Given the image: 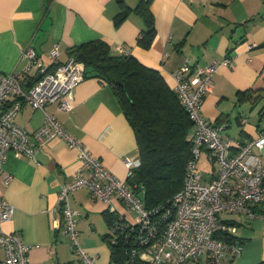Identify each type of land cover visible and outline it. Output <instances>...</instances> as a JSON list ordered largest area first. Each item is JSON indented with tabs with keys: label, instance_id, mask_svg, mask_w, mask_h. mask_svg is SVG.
I'll return each mask as SVG.
<instances>
[{
	"label": "crops",
	"instance_id": "1",
	"mask_svg": "<svg viewBox=\"0 0 264 264\" xmlns=\"http://www.w3.org/2000/svg\"><path fill=\"white\" fill-rule=\"evenodd\" d=\"M0 0V73L20 70L24 47L54 68L49 51L58 48V62H65L67 50L83 42L102 39L113 53L131 54L143 65L158 70L175 90L172 76L183 64L190 78L198 68L229 57L230 66L220 65L205 95L202 116L222 127L221 135L244 142L264 131V0H151L155 37L148 48L136 44L146 28L134 10L116 23L124 8L133 9L139 0ZM35 74L31 69L29 76ZM72 108L58 111L56 103L43 109L23 103L14 119L28 131L39 127L47 114L55 115L63 127L98 157L102 165L125 180L124 155H138L132 127L109 84L98 78H84L72 90ZM202 154V174L209 179L217 165ZM201 158L199 160V166ZM79 166L77 150L61 138L43 145L35 159L7 153L4 171L12 178L5 185L0 175V198L14 206L7 231L17 232L31 245L29 264H80L69 246L59 222L57 193ZM75 216L79 244L99 264H109L110 248L104 235L111 213L131 220L128 207L117 196L106 204L81 188L69 196ZM253 218L235 217V237L241 241L238 256L225 264H257L264 261V203ZM4 251L0 248V260ZM194 264H208L201 255Z\"/></svg>",
	"mask_w": 264,
	"mask_h": 264
},
{
	"label": "built area",
	"instance_id": "2",
	"mask_svg": "<svg viewBox=\"0 0 264 264\" xmlns=\"http://www.w3.org/2000/svg\"><path fill=\"white\" fill-rule=\"evenodd\" d=\"M56 45L49 51L54 68L40 61L32 47L21 51L25 65L20 70L0 73V175L7 185L12 175L4 171V162L9 151L17 157L35 159L39 149L55 138L77 150L79 166L74 175L60 185L57 193L59 222L65 232L72 252L80 264H97V255L89 254L78 242L75 216L77 209L70 206L69 196L85 188L92 198L109 204L117 196L137 213L134 221H125L121 215L110 227V240L125 226L127 246L132 255H138L146 264H187L197 261L201 255L208 264H225L226 257L241 253L242 244L235 237V217L248 219L258 215L256 207L264 203V131L239 142L222 136V127L205 119L201 107L210 91L213 75L220 65L230 66L229 57L214 60L198 68L190 78H185L187 64L173 71L175 90L189 118L193 122L191 157L185 168L182 188L173 196L171 207L162 212L159 220L147 210L138 196L127 184L106 169L99 158L90 154L74 135L66 131L61 121L47 114L43 123L32 131L15 121L14 117L23 103L43 109L48 103H56L58 111L72 108V90L84 79L82 62L69 57L58 62ZM31 69L35 74L29 76ZM206 152L207 160L217 165V173L204 178L199 170V160ZM122 162L127 177L138 167V155H124ZM14 206L0 198V248L4 258L0 264H29L28 253L32 248L15 231H7L5 223L11 220ZM160 218V217H159ZM219 233L233 236L232 240L216 237Z\"/></svg>",
	"mask_w": 264,
	"mask_h": 264
},
{
	"label": "trees",
	"instance_id": "3",
	"mask_svg": "<svg viewBox=\"0 0 264 264\" xmlns=\"http://www.w3.org/2000/svg\"><path fill=\"white\" fill-rule=\"evenodd\" d=\"M150 1L139 0L133 9L124 7L115 18L118 23L130 10L142 17L146 28L136 38V44L142 48L150 47L156 33ZM118 2L124 6L122 0ZM67 53L83 63L84 78H98L112 88L133 129L140 160L133 175L126 178L127 184L141 197L144 207L162 220V212L171 207L173 196L182 188L186 163L191 157L193 122L176 90L158 70L143 65L131 54L113 53L102 39L74 45ZM115 219L111 213L109 229L104 235L110 248L109 264H146L128 250L125 226L113 235L114 241L109 239ZM215 236L233 239L226 233Z\"/></svg>",
	"mask_w": 264,
	"mask_h": 264
},
{
	"label": "rangeland",
	"instance_id": "4",
	"mask_svg": "<svg viewBox=\"0 0 264 264\" xmlns=\"http://www.w3.org/2000/svg\"><path fill=\"white\" fill-rule=\"evenodd\" d=\"M202 160H203V157L201 156V163H200V166H199V170L201 171V173L204 170V169H202V165L205 166V163H203ZM128 209L130 211V215L133 217L131 220H134L135 218H137V213L135 211H133L132 209H130V208H128ZM106 243L108 244V241H106ZM97 264H99V263L97 262ZM187 264H194V263L193 262H188Z\"/></svg>",
	"mask_w": 264,
	"mask_h": 264
}]
</instances>
